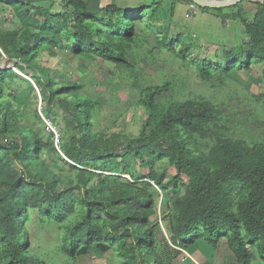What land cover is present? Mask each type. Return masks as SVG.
<instances>
[{
  "label": "rangeland",
  "instance_id": "rangeland-1",
  "mask_svg": "<svg viewBox=\"0 0 264 264\" xmlns=\"http://www.w3.org/2000/svg\"><path fill=\"white\" fill-rule=\"evenodd\" d=\"M23 1L28 2L0 0V40L7 50L0 46V69L12 71L0 76V205L3 193L23 179L28 200L23 223L26 250L44 264H141L130 248L126 249L128 254L122 249L131 238L118 206H106L116 198L119 185H129L152 197V207L146 209L148 225L154 250L164 257L171 251L163 238L168 241L177 230L178 202L188 195L190 179L183 175L173 184L176 169L170 158L142 155L141 159L129 147H135L141 139L168 147L170 137L160 135L161 117L183 102L202 100L214 108L213 121L203 125L202 133L180 127L179 138L187 143L191 157L208 162L219 140L224 139L242 141L249 147L264 145V60L254 61L248 69L236 62L224 71L221 65L226 53L235 52L247 42L245 23L252 21L263 0H242L219 10L185 0H82L92 15L86 22L100 25L106 33L103 39L123 52L125 63L109 60L94 50L74 48L69 36L75 26L70 0ZM109 4L130 10L146 7L141 17L129 21L133 34L118 36L107 28L104 9ZM225 13H238L239 18L224 20ZM44 19L54 27L49 30L58 38L40 40L30 53L21 55L18 50L28 40L34 41L33 35L39 34ZM202 61L209 67V74L202 71ZM48 81L55 92L51 100ZM166 84L167 91L155 97V110L151 112L147 93ZM65 86L71 90L56 93ZM66 100L81 103L89 115L86 143L91 151L100 143L96 148L103 155L97 159L99 170L78 166L63 153L75 149L82 137L78 120L63 108ZM26 136L34 139L38 148L37 163L28 170L18 157ZM113 154L117 158L109 157ZM112 161H121L127 170L106 171ZM43 173L48 175L47 180L38 177ZM152 176L160 178L161 183H155ZM57 192L73 199L71 212L61 220L46 209L52 207L46 198ZM245 197L242 186L233 190L235 210ZM89 203L90 215L101 233L113 242L105 252L93 248L72 258L65 250L68 230L89 212ZM242 235L251 252L256 253L251 237L245 231ZM99 242L108 244L105 239ZM12 243L0 232V264L9 262ZM185 250L195 260L202 255L211 264H237L226 235L217 247L199 240ZM172 261L194 264L189 259L182 262L181 254ZM251 262L264 264L259 258Z\"/></svg>",
  "mask_w": 264,
  "mask_h": 264
},
{
  "label": "trees",
  "instance_id": "trees-1",
  "mask_svg": "<svg viewBox=\"0 0 264 264\" xmlns=\"http://www.w3.org/2000/svg\"><path fill=\"white\" fill-rule=\"evenodd\" d=\"M7 2L21 1L25 4L28 1L6 0ZM68 4L73 7L72 15L74 27L69 36L74 41V48L83 51L85 49L94 50L101 56L115 62H126L122 51H117L109 40H104L105 32L98 23H87L86 20L92 15L87 9V3L82 0H70ZM30 6V5H28ZM107 6H109L107 8ZM106 12L107 28H110L115 35L130 36L134 33V27L129 21L132 17H141L146 7L133 10L107 5ZM235 6V5H234ZM30 8V7H29ZM27 8V9H29ZM219 10V9H215ZM27 13V10L24 11ZM225 19L236 20L238 13L223 15ZM39 34L33 36L34 41L28 40L25 45L18 50L23 55L30 53L35 44L40 40L49 41L51 38H58L51 25H47L46 19L42 22ZM41 25V26H42ZM245 33L247 42L238 47L235 52L226 53L222 70L228 71L231 64L238 62L241 67L248 69L254 61L264 60V0L259 4L253 15L252 21L245 23ZM108 35V34H107ZM169 44H172L170 41ZM0 46L5 51L6 47L0 40ZM7 52V50H6ZM18 66V65H17ZM206 62L202 61V71L209 74ZM11 69H0V76L11 74ZM41 73V72H40ZM50 80V78H48ZM49 100L53 98L55 92L51 90V82H47ZM168 84L163 87H153L147 93V105L153 112L155 110V97L166 92ZM71 87H61L57 94L67 93ZM63 108L71 116L78 120L79 130L82 137L75 149L64 150V155L76 163L78 166L91 170H99L97 159L103 158L96 148L100 143L94 145L91 151L90 145L86 143V135L89 131L87 111L83 105L76 100H66ZM2 111V109L0 110ZM4 112V110H3ZM214 108L208 102L186 101L173 110L165 113L160 120V135L169 136L170 145L165 147L147 139L136 142L135 147H129L134 151L135 156L164 158L168 157L176 169V175L172 183L176 185L180 176H188L190 188L188 195L180 200L177 210V230L166 241L163 238L167 250L171 251L161 257L154 250L155 242L152 228L148 225L146 209L152 207V197L148 192L121 184L115 199L106 204L107 207L118 206V214L122 222L129 227L131 238L129 244L122 246L123 250L130 248L141 260V264H173L172 258L180 255L178 248L188 249L203 240L212 247H217L222 236L228 237V242L237 264H252V260L259 258L264 261V145L247 146L242 141H232L228 139L219 140L216 148L210 154L209 161L201 158L191 157L187 143L180 139V127L198 133L204 131L203 125L213 121ZM38 148L34 139L26 136L22 139V146L18 152L20 160L24 161L28 170L37 163ZM104 152H107L104 151ZM110 155V154H108ZM109 157H116L113 154ZM127 170L121 161H112L105 169L111 173H123ZM47 180L45 173L38 175L43 180ZM134 179L135 176L131 173ZM153 181L160 184V178ZM23 179H18L11 184L10 188L3 193V203L0 205V232L13 242L11 258L7 264H44L42 260L27 252L28 240L26 232L23 231V223L26 220L27 194L23 188ZM246 189V197L234 208L233 190L237 186ZM48 205L47 213L57 220L70 213L73 208V199L61 192H57L46 198ZM88 213L74 225L67 234L65 250L72 258L88 254L93 248L100 252L109 249V244L113 242L108 236H103L97 223L90 215L92 204L89 203ZM52 208L53 213L50 211ZM245 231L251 237V242L256 245V253L251 252L248 242L242 235ZM105 239L107 243L99 241ZM127 251V250H126ZM125 253L128 254L129 251Z\"/></svg>",
  "mask_w": 264,
  "mask_h": 264
},
{
  "label": "water",
  "instance_id": "water-1",
  "mask_svg": "<svg viewBox=\"0 0 264 264\" xmlns=\"http://www.w3.org/2000/svg\"><path fill=\"white\" fill-rule=\"evenodd\" d=\"M185 1L197 5L201 8L223 9L230 6H234L240 3L242 0H185ZM26 78L28 79V77Z\"/></svg>",
  "mask_w": 264,
  "mask_h": 264
},
{
  "label": "built area",
  "instance_id": "built-area-1",
  "mask_svg": "<svg viewBox=\"0 0 264 264\" xmlns=\"http://www.w3.org/2000/svg\"><path fill=\"white\" fill-rule=\"evenodd\" d=\"M48 126L50 127L49 123H47ZM177 249L181 252V261L185 262L186 260H192L193 262H195V260L193 259V257L189 254V252H187V250L183 249V248H178ZM196 263V262H195Z\"/></svg>",
  "mask_w": 264,
  "mask_h": 264
},
{
  "label": "crops",
  "instance_id": "crops-1",
  "mask_svg": "<svg viewBox=\"0 0 264 264\" xmlns=\"http://www.w3.org/2000/svg\"><path fill=\"white\" fill-rule=\"evenodd\" d=\"M207 244V243H206ZM209 246H211V245H209ZM212 247V246H211ZM200 256V258L199 259H194L195 260V262H193L194 264H211V262H209L208 260H207V258L206 257H204V256H202V255H199ZM234 256V255H233ZM235 257V256H234ZM236 260V259H235ZM236 263H237V260H236Z\"/></svg>",
  "mask_w": 264,
  "mask_h": 264
}]
</instances>
